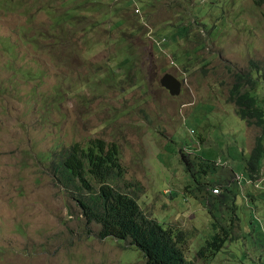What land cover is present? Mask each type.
<instances>
[{
	"label": "rangeland",
	"instance_id": "374dc122",
	"mask_svg": "<svg viewBox=\"0 0 264 264\" xmlns=\"http://www.w3.org/2000/svg\"><path fill=\"white\" fill-rule=\"evenodd\" d=\"M76 1L0 0V264H147L131 238H101V224H87L68 192L77 181L66 190L51 167L50 153L99 139L121 150L126 174L113 183L185 232L192 264H264V200L251 208L240 195L234 220L231 206L217 214L202 199L221 172L202 162L242 173L264 137L229 102L235 74L256 60L264 106V0H137L142 15L129 0ZM188 24L189 37L155 47ZM127 54L136 57L121 69ZM167 73L183 82L180 96L162 86ZM221 219L232 237L200 258Z\"/></svg>",
	"mask_w": 264,
	"mask_h": 264
},
{
	"label": "trees",
	"instance_id": "16d2710c",
	"mask_svg": "<svg viewBox=\"0 0 264 264\" xmlns=\"http://www.w3.org/2000/svg\"><path fill=\"white\" fill-rule=\"evenodd\" d=\"M95 1L77 0L74 3L86 6L96 4ZM134 4L132 1L127 5L134 6ZM142 5H145V2ZM72 11L74 15L70 14V10L69 15L76 16V10L72 9ZM120 23L123 24L124 20ZM142 25L146 27L143 23ZM176 28L178 30L173 29L165 38H158L160 41L155 47L163 50L165 47L176 45L181 39L189 37L193 31L190 24L176 26ZM40 35L43 39L45 38L43 32ZM40 35L32 34L29 40L38 41L39 45H44L45 43H40L42 42ZM194 37L199 38L200 35H194ZM65 44L67 43H63ZM127 48L131 50L133 46L129 45ZM135 57L133 54H127V58L121 63V69H130ZM176 59L180 61L181 57L177 56ZM261 66L259 61L252 60L250 72L235 74V83L230 90L229 102L235 105L238 116L245 120L248 126H260L264 131V106L261 105L259 96L255 93L262 83L259 76L262 71ZM48 158L51 160L54 174L66 190L68 187L66 181H77L75 188L68 192L82 207L89 226L92 223L101 224L98 233L101 238L114 237L119 240L131 238L132 244L141 251L147 264H192L185 253L184 245L187 240L185 232L175 227H166L157 218L143 211L136 196L116 187V180L122 179L126 174L118 145H110L101 139L93 140L88 147L82 143H75L69 148L63 147L59 152L50 153ZM214 165L215 162L209 160L204 171L208 173L213 167L216 170ZM247 167L249 175L256 181L264 167V137L258 139ZM88 174H91L99 183L100 186L97 189L94 188ZM208 185L209 183L206 189ZM205 198L209 199L208 196ZM222 220L224 219L220 221L222 231L214 234L212 239L208 240V245L200 247L197 251L200 258L219 252L232 237V225ZM211 246L216 249L209 248Z\"/></svg>",
	"mask_w": 264,
	"mask_h": 264
},
{
	"label": "crops",
	"instance_id": "0c3cea01",
	"mask_svg": "<svg viewBox=\"0 0 264 264\" xmlns=\"http://www.w3.org/2000/svg\"><path fill=\"white\" fill-rule=\"evenodd\" d=\"M211 162H215L216 169H220L221 172L214 175L212 179H208L209 185L207 187V193L205 194V197L211 196L212 198L205 200L204 197L202 199L206 203L208 201L212 202V205L215 208L214 211H216L217 214L221 213L223 215V213H226L228 210L230 211L231 206L235 213L233 219H240V216L238 215L240 207L238 199L240 195H243L247 201L253 205L251 208H255V206L257 207L259 204H261V202L264 200V167L262 170L263 172L261 173V179L256 183V186H254L250 182V177H248L250 175L246 169L247 165L245 167V171L242 172L244 177L242 180H240L241 183H238L235 178L240 174V172L233 165H229V168H226L223 160L221 163H217L216 160ZM202 163L206 166V161ZM227 164H229V162H227ZM210 182L213 183V187L210 186ZM216 186H221L223 189L222 194L219 196L213 194L212 191H210L211 188ZM195 189L196 187L190 190L193 191ZM208 205L210 206V203Z\"/></svg>",
	"mask_w": 264,
	"mask_h": 264
},
{
	"label": "water",
	"instance_id": "95a60500",
	"mask_svg": "<svg viewBox=\"0 0 264 264\" xmlns=\"http://www.w3.org/2000/svg\"><path fill=\"white\" fill-rule=\"evenodd\" d=\"M161 83L174 97L180 96L183 92V82L172 73L165 74Z\"/></svg>",
	"mask_w": 264,
	"mask_h": 264
},
{
	"label": "clouds",
	"instance_id": "9594fccd",
	"mask_svg": "<svg viewBox=\"0 0 264 264\" xmlns=\"http://www.w3.org/2000/svg\"><path fill=\"white\" fill-rule=\"evenodd\" d=\"M129 1H130V2L133 1V2L135 3L133 7H134L135 10H136V14H137V15H142V10H141V8H140V6H139L138 1H137V0H129ZM143 24L146 26L145 28L150 29L151 31H154V28L151 27L148 23L144 22ZM208 161H209V160H206V163H207ZM203 165H204V164H203ZM204 166H205V165H204ZM205 167H206V166H205ZM248 173H249V172H248ZM243 177H244V174L240 173L239 175L236 176L235 180H236L238 183H241L240 180H242ZM261 177H262V174L260 175V177H259L256 181H254V179H252L251 176H250V182H251V184L254 185V186H256V183L259 182V180L261 179ZM263 177H264V176H263ZM216 187H220V188H221V193L218 194V196H219V195L222 194L223 189H222L221 186H216ZM216 187H214V188H216ZM214 188H211V190H214ZM257 188H259V187H257Z\"/></svg>",
	"mask_w": 264,
	"mask_h": 264
},
{
	"label": "built area",
	"instance_id": "2783aa9c",
	"mask_svg": "<svg viewBox=\"0 0 264 264\" xmlns=\"http://www.w3.org/2000/svg\"><path fill=\"white\" fill-rule=\"evenodd\" d=\"M215 193H217V194H220L221 193V188L220 187H216V188H214V190H213Z\"/></svg>",
	"mask_w": 264,
	"mask_h": 264
}]
</instances>
